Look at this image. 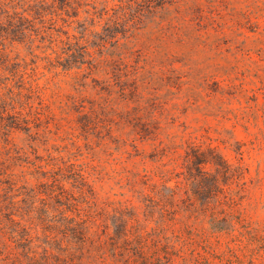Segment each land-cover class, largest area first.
<instances>
[{
    "label": "trees",
    "instance_id": "1",
    "mask_svg": "<svg viewBox=\"0 0 264 264\" xmlns=\"http://www.w3.org/2000/svg\"><path fill=\"white\" fill-rule=\"evenodd\" d=\"M74 1L0 0V48L9 37L18 38L26 16L53 25ZM118 3L105 19L98 47L87 45L81 61L65 59L66 71L104 77L107 92L93 121L103 125L104 137L93 143L88 134L81 146L80 139L69 140L49 126L41 134L43 118L51 121L46 107L34 111L25 103L17 110L15 103L40 91L32 83L26 87L27 73L18 94L0 93V131L34 129L38 143L30 154H0V264H264V223L248 221L241 208L248 191L244 153L241 163L232 164L213 146L217 141L187 133L178 124L179 109L197 104L187 96L158 114L161 102L151 97L152 84L140 78L142 71H131L127 60L149 30L160 39L171 35L184 48L198 43L219 51L226 28L219 5ZM111 183L121 193L112 194L114 187L105 192Z\"/></svg>",
    "mask_w": 264,
    "mask_h": 264
},
{
    "label": "rangeland",
    "instance_id": "2",
    "mask_svg": "<svg viewBox=\"0 0 264 264\" xmlns=\"http://www.w3.org/2000/svg\"><path fill=\"white\" fill-rule=\"evenodd\" d=\"M213 1L219 5L221 23L226 27L219 51L198 43L184 48L171 35L160 39L159 33L149 30L138 37L139 45L127 60L132 65L131 71H142L140 78L152 84L151 97L161 102L158 114L175 103H184L187 96L197 104L180 107L178 124L187 127V133L195 132L217 141L213 146L219 145V153L232 164L241 163L239 153H244L242 165L248 168V191L243 195L241 208L248 221L261 225L264 223V0ZM74 2L73 9L53 25L31 16H26L28 22H19L18 38L9 37L0 48V93L5 98L11 97L9 89L18 94L24 89L21 77L27 73L29 82L25 86L28 88L32 83L40 91L27 94L23 90L27 96L23 101L16 98L17 110L25 103H30L34 111L46 107L51 121L47 124L43 118L41 134L49 126L53 133L59 131L69 140L80 139V145L84 146L88 134L93 143L106 135L103 125L93 126V121L107 89L102 75L91 77L78 70L66 71L65 59L70 56L81 61L87 45L98 47L105 38V19L113 15L112 8L119 3L118 0ZM193 6L190 3L189 7ZM8 79L11 83L5 89ZM173 92L180 93L174 96ZM166 102L169 105L162 107ZM7 130L0 131V154L4 156L10 150L30 154L31 147L38 145L34 142V129L12 130V134ZM59 141L58 145H65ZM144 149L149 156L151 150L140 147L141 152ZM147 166L153 167L149 158ZM112 187L115 188L112 194L121 193L112 183L106 185L105 192Z\"/></svg>",
    "mask_w": 264,
    "mask_h": 264
}]
</instances>
